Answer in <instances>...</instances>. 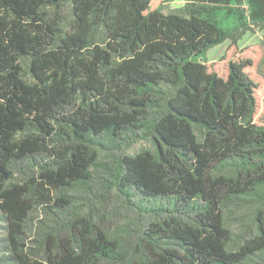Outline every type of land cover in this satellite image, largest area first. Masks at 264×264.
<instances>
[{"label": "trees", "instance_id": "1", "mask_svg": "<svg viewBox=\"0 0 264 264\" xmlns=\"http://www.w3.org/2000/svg\"><path fill=\"white\" fill-rule=\"evenodd\" d=\"M171 1L0 0V264H264L262 61L237 48L264 0L232 30L215 16L231 0ZM100 170L140 218L127 249L76 204ZM227 206L254 208L237 248Z\"/></svg>", "mask_w": 264, "mask_h": 264}, {"label": "rangeland", "instance_id": "2", "mask_svg": "<svg viewBox=\"0 0 264 264\" xmlns=\"http://www.w3.org/2000/svg\"><path fill=\"white\" fill-rule=\"evenodd\" d=\"M185 0H172L163 8L164 14H185ZM246 9V0H231L228 7L220 8L216 12V21L218 26L223 30H232L238 23L237 9ZM231 9V10H229ZM238 49H247L256 47L260 51L261 65L259 66L258 74L264 78V30L255 29L248 31L237 44ZM230 50L229 42L217 45L207 52V59L210 63H221L227 51ZM221 72V66L218 68ZM264 92V91H263ZM262 92V94H264ZM197 133V132H196ZM153 142L150 138L139 140L125 150L128 155H136L144 150H154ZM116 156V155H115ZM114 155L100 153V161L105 162L107 166L112 167ZM95 181L92 188V194L88 199L77 201V205L83 204L80 215L89 216L90 220L103 229L110 238L117 240L124 249L129 248V245L134 241L136 227L140 222V218L134 207H130L114 189L109 190L104 196L102 185H100L101 177H106L102 171H97ZM105 193V191H104ZM39 219H45L40 208L32 213V218L28 223V227L33 226ZM223 219L225 226L230 230L233 238V247L237 248L244 243L245 240L251 238L255 234L254 224V208L227 206L223 209ZM144 222V221H143ZM32 224V225H31ZM136 258V257H135ZM102 264H111L105 263Z\"/></svg>", "mask_w": 264, "mask_h": 264}, {"label": "crops", "instance_id": "3", "mask_svg": "<svg viewBox=\"0 0 264 264\" xmlns=\"http://www.w3.org/2000/svg\"><path fill=\"white\" fill-rule=\"evenodd\" d=\"M226 42H228V41H226ZM225 43V42H224Z\"/></svg>", "mask_w": 264, "mask_h": 264}]
</instances>
